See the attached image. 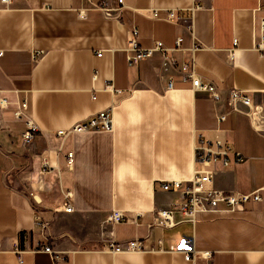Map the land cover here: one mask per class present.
Masks as SVG:
<instances>
[{
    "label": "crops",
    "instance_id": "obj_1",
    "mask_svg": "<svg viewBox=\"0 0 264 264\" xmlns=\"http://www.w3.org/2000/svg\"><path fill=\"white\" fill-rule=\"evenodd\" d=\"M120 5L118 0H0V96L8 101L0 107V264H53L42 249L46 244L65 256L56 264H264V189L260 200L241 210L197 212L194 222L148 226L153 209L178 197L162 189L161 181L189 177L195 168L199 134L229 140L244 154L228 166L214 164V187L248 192L264 185V132L231 110L226 99L230 87L245 89L256 102L263 99L264 52L253 44L264 0H122L116 10ZM151 9H159V17H152ZM163 9H175L179 19L163 18ZM133 28L142 47L157 39L174 47L181 35L180 49L168 50L179 63L189 58L181 48L198 43L196 73L216 85L221 99L193 89L177 66L162 70L160 52L129 64ZM100 49L102 55H95ZM169 76L173 86L166 89ZM110 81L131 89L114 97L112 130L58 135V129L114 101L104 89ZM23 98L26 113L16 119ZM222 113L225 118L218 121ZM28 120L38 130L24 145ZM66 190L73 191L71 211L61 206ZM112 208L129 217L136 210L141 214L135 221L105 224ZM36 216L48 226L38 225ZM110 229L116 241L139 236L146 249L107 250L101 231ZM184 234L194 236L196 253L189 260L168 249ZM15 242L20 252L13 250Z\"/></svg>",
    "mask_w": 264,
    "mask_h": 264
},
{
    "label": "built area",
    "instance_id": "obj_2",
    "mask_svg": "<svg viewBox=\"0 0 264 264\" xmlns=\"http://www.w3.org/2000/svg\"><path fill=\"white\" fill-rule=\"evenodd\" d=\"M2 2H9L10 0H1ZM121 4L115 7L116 10H120L122 7V0H118ZM105 8V2L101 5ZM163 18L177 21L179 15H177L175 9H163ZM80 15H83L82 11H79ZM159 9H151L152 17H159ZM191 28V27H190ZM182 36L177 35L175 38L174 47H166L161 40H155L151 46L142 47L137 42V29L130 30V36L128 38L130 53L126 55V59L129 64H136L140 60L152 56L155 52L161 54V68L162 70H168L171 67H178L181 73L182 80H189L193 89L205 90L211 93L214 100L221 99L222 95L216 85L209 81H202L195 70L194 51L199 47L198 43H194L189 48H181L185 51H189V58L184 59L179 63L175 56L172 54L173 49H180ZM237 43V38L233 39V44ZM253 47L258 51L264 52V17L260 19V32L256 36ZM3 50L0 49V55ZM40 55V51H37L34 55V59ZM97 56L102 55L101 49L96 51ZM230 59L233 57V48L229 51ZM173 86L172 77L169 76L166 80V89H171ZM104 89L110 91L112 97H121L131 89L115 88L113 83L107 82L104 85ZM263 99L256 102L247 93L245 89L230 87L227 90V103L231 110L246 115L250 124L257 131L264 132V89L262 90ZM96 95L93 93L92 98ZM110 103L108 106L95 111L87 117L76 121L71 127L67 129H58L56 133L64 136L70 132H85V131H111L113 128V109L116 105V101ZM8 101L5 97L0 96V107L7 106ZM27 109V98L20 100L18 107L14 111V117L16 119L21 118ZM225 118V113L217 116V120L220 121ZM38 128L31 121H27V128L21 133L22 143L29 145ZM244 159V154L239 150H236L232 143L226 139H208L199 134L196 137L194 143V160L196 163L191 175L185 178H171L161 181V187L164 190H172L178 193V197L171 201L167 206L153 209L152 221L148 223V226L157 225L160 227H170L182 220L195 221V215L197 212H217V211H234L244 208L245 203L249 201H257L261 199L260 190L264 189V185L248 192H242L239 190H223L214 187L213 176L215 174L214 164L219 162L222 166H228L230 162H238ZM66 163L68 167L73 164V152L69 151L66 154ZM43 170L48 165L47 161L43 160ZM73 191H63V201L61 206L65 211L73 210ZM221 204L223 206H221ZM141 214L140 211H135L133 217L126 215V211L120 208H112L104 219L105 224H113L122 220L135 221V218ZM177 215L180 217L177 218ZM36 223L42 228L48 226V221L39 219L36 216ZM102 244L107 250L118 252H135L145 250L144 241L139 236L126 239L124 241H116L113 237L112 229L108 233L101 231ZM159 248L163 249L161 239H158ZM42 249L49 253L53 264L57 261L64 260L65 256L62 252L52 248L49 245H43ZM170 251L179 252L187 260L193 258L196 253L194 248V236L182 235L174 244L168 248ZM14 251L20 252L17 247V243H14ZM19 261H22L20 255L17 256Z\"/></svg>",
    "mask_w": 264,
    "mask_h": 264
},
{
    "label": "bare ground",
    "instance_id": "obj_3",
    "mask_svg": "<svg viewBox=\"0 0 264 264\" xmlns=\"http://www.w3.org/2000/svg\"><path fill=\"white\" fill-rule=\"evenodd\" d=\"M24 118V117H23ZM136 252V251H135Z\"/></svg>",
    "mask_w": 264,
    "mask_h": 264
}]
</instances>
